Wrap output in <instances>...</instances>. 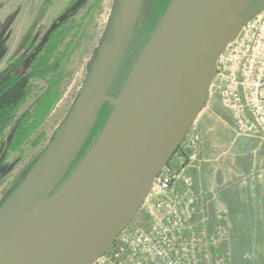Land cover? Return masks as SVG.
<instances>
[{
  "label": "water",
  "instance_id": "1",
  "mask_svg": "<svg viewBox=\"0 0 264 264\" xmlns=\"http://www.w3.org/2000/svg\"><path fill=\"white\" fill-rule=\"evenodd\" d=\"M144 4L120 1L70 118L2 209L0 264H92L105 255L184 140L227 44L264 10V0H173L114 98ZM106 104L113 108L106 127L58 189Z\"/></svg>",
  "mask_w": 264,
  "mask_h": 264
},
{
  "label": "rangeland",
  "instance_id": "2",
  "mask_svg": "<svg viewBox=\"0 0 264 264\" xmlns=\"http://www.w3.org/2000/svg\"><path fill=\"white\" fill-rule=\"evenodd\" d=\"M120 1L0 0V109L4 107L5 110V104L18 101L22 96L23 86L31 87L30 93H36L38 89L45 88L44 82L28 77L35 52L42 43L47 41L46 38L52 31L63 32L62 42L57 51L58 56L55 59L62 56L63 62L54 73L59 80L58 91L61 93L58 104L54 105L40 130L35 131L28 144L23 145L22 154L10 152L8 149L13 136L11 127L6 128L0 137V213L52 146L54 138L60 134L66 117L74 110L102 53ZM172 1L145 0L143 9L146 20L153 18L156 14H162L164 18ZM131 44L114 85L110 89V96L114 98L122 92L128 81V75L132 69L134 70L147 43L143 45V40L138 36ZM19 77L20 79L17 80ZM15 80L17 82L10 85ZM205 99L199 116V126L204 140L201 152L206 144L203 129L214 128L218 152L230 149V153L222 163V168L235 166L243 170L252 168L254 159H258L260 155L257 151L254 156L257 142L244 137H235L230 114L222 108L218 94L211 90ZM28 103L30 100L26 98L23 103L26 105H13L16 110L10 112L14 118L9 126L17 125L21 121L20 117H27L35 112L36 106L28 105ZM14 112H17L16 116ZM112 113L111 107L108 116ZM8 116L11 117L7 114L4 117L5 120L9 118ZM42 134L44 137L39 141ZM261 155L264 156V151ZM261 166L264 170V160ZM209 200L201 201V205L204 206L205 212L212 216ZM137 224L148 226V223L139 224V221ZM223 251L229 252L230 264H264V237L233 238L231 235Z\"/></svg>",
  "mask_w": 264,
  "mask_h": 264
},
{
  "label": "built area",
  "instance_id": "3",
  "mask_svg": "<svg viewBox=\"0 0 264 264\" xmlns=\"http://www.w3.org/2000/svg\"><path fill=\"white\" fill-rule=\"evenodd\" d=\"M209 85L230 114L238 138L264 145V10L227 44ZM154 179L152 189L109 251L92 264H230L223 251L231 238L229 210L209 216L201 205L192 170L202 161L199 116ZM264 173V170H263ZM207 211V210H206ZM148 223V226H139Z\"/></svg>",
  "mask_w": 264,
  "mask_h": 264
},
{
  "label": "crops",
  "instance_id": "4",
  "mask_svg": "<svg viewBox=\"0 0 264 264\" xmlns=\"http://www.w3.org/2000/svg\"><path fill=\"white\" fill-rule=\"evenodd\" d=\"M203 131L206 140L203 159L192 170L200 200L210 199L213 214L224 208L229 210L228 225L233 238L264 237V173L261 166L264 147L261 148L257 140H252L258 143L255 144L254 156L260 152L252 168H222L230 149L218 152L214 128H204Z\"/></svg>",
  "mask_w": 264,
  "mask_h": 264
},
{
  "label": "trees",
  "instance_id": "5",
  "mask_svg": "<svg viewBox=\"0 0 264 264\" xmlns=\"http://www.w3.org/2000/svg\"><path fill=\"white\" fill-rule=\"evenodd\" d=\"M144 17H145V14H144V9H143L139 22H138L139 24L136 29L135 35H133L134 37H133L132 43L139 36L140 39L143 40V45L147 43L146 46H148V43L153 37V34H155L159 25L161 24V20H163V15L156 14L151 19L147 18V20H146V17L145 18ZM62 34L63 32H60V31L58 32H56V30L52 31V33H50L48 38H46L47 41L42 43V45L35 52V56H34V59H33V62L30 68L31 73L28 75V77H30L33 80L44 82L45 88L38 89L36 93H30L32 91V90L30 91L31 87L28 88V85L23 86L21 90V93H22L21 98L16 103L11 102V103L5 104L6 105L5 110H4V107L0 109V137L3 135L4 130L8 127H11L10 129L13 132V136L8 144V147H9L8 149L10 152H13V153L17 152L19 154L23 153L24 151L23 145L28 144L31 136L35 134L38 130H40V128L46 122V119H47L46 117L49 115L54 105L58 104L61 98V93L60 91H58L59 90L58 89L59 80L54 73L58 71V67L63 62L62 56H59V58L55 60L56 57L58 56L57 51L59 49V44L62 42V39H61ZM132 72H133V69H132ZM126 75H128V73ZM126 75H125V79L127 78ZM19 79L20 77L17 80ZM128 79H129V75H128ZM17 80L12 81L10 85L11 84L13 85L15 82H17ZM26 98L30 100V103H28V105L36 106L35 112L31 113L30 115L28 114L29 116L27 117L26 116L20 117L19 119L21 121L18 122L17 125L9 126L10 123L12 122V119L14 118L12 113L10 112H13L16 110V108H14L13 105H26V104H23ZM110 110H111V106L109 104H106L100 111V114L98 115V118L95 122L94 128L92 129L83 147L81 154L78 156V159L74 163L72 169L67 174V176L64 178L63 182H61V185L58 187V189L61 188L63 183L69 179V177L74 173L75 169L79 167V165L85 159L86 155H88L92 147L95 145V142H97V140L99 139L101 133L104 130L103 128L106 127L110 119V116H108L110 114ZM72 112L73 110L68 115V117H66L67 119L65 123L70 118ZM16 113L17 112H14L15 116H16ZM7 114H9L12 118L8 116L9 118L8 117L6 118H8L9 120L8 119L5 120L4 117ZM43 137H44L43 134L40 135L39 141ZM58 137L59 135H57L54 138L52 145L56 142ZM51 147H49L47 152L50 150ZM41 160L42 158L39 160L38 164L40 163Z\"/></svg>",
  "mask_w": 264,
  "mask_h": 264
}]
</instances>
